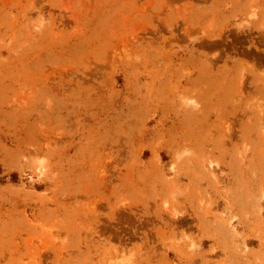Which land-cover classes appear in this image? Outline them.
Wrapping results in <instances>:
<instances>
[{
  "label": "rangeland",
  "instance_id": "374dc122",
  "mask_svg": "<svg viewBox=\"0 0 264 264\" xmlns=\"http://www.w3.org/2000/svg\"><path fill=\"white\" fill-rule=\"evenodd\" d=\"M0 264H264V0H0Z\"/></svg>",
  "mask_w": 264,
  "mask_h": 264
}]
</instances>
